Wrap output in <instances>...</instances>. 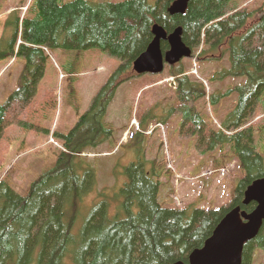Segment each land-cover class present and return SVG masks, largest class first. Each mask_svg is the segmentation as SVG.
<instances>
[{
  "label": "trees",
  "instance_id": "16d2710c",
  "mask_svg": "<svg viewBox=\"0 0 264 264\" xmlns=\"http://www.w3.org/2000/svg\"><path fill=\"white\" fill-rule=\"evenodd\" d=\"M174 1L156 0L151 6L146 0L109 4L36 0L22 18L25 5L10 13L7 27L13 34L10 41L1 40L0 57L16 52L26 65L21 87L0 106V142L12 126L41 130L25 116L43 75L42 47L95 48L120 60V65L73 129L54 134L63 151L51 169L31 182L22 196L4 179L0 181V264H187L191 252L203 247L229 211L239 207L249 214L254 210V203L243 205L242 201L245 190L264 178V159L256 149L264 140V2L248 8L239 0H190L183 15L171 16L168 9ZM155 25L167 34L181 28V39L197 61L227 62L226 68L207 79L209 83L244 79L235 88L234 108L216 129L204 117L205 104L214 108L217 103L215 94L207 97L205 85L191 80L182 62L167 68L168 77L176 81L180 135H197L202 154L228 146L243 176L232 201L219 209L193 205L175 209L158 201L159 179L146 173L142 163L131 164L124 171L128 182L121 189L119 213L109 216L101 202L76 229L83 199L96 184L93 164L81 155L113 135L105 121L108 107L118 87L138 77L132 65L153 40ZM160 49L164 54L168 43L161 41ZM258 112L262 116L255 122ZM149 124H142V130ZM256 250H264V222L256 238L244 245L241 264H252Z\"/></svg>",
  "mask_w": 264,
  "mask_h": 264
},
{
  "label": "rangeland",
  "instance_id": "374dc122",
  "mask_svg": "<svg viewBox=\"0 0 264 264\" xmlns=\"http://www.w3.org/2000/svg\"><path fill=\"white\" fill-rule=\"evenodd\" d=\"M85 1L109 4L123 0ZM146 1L151 6L156 2ZM239 1L248 8H257L264 2ZM35 2L0 0V43L3 38L10 41L13 34L12 28L7 27L10 13L25 5L20 12V17H23ZM34 17L30 12L29 18ZM20 42L18 40L17 45ZM41 49L45 55L43 75L25 116L41 130L12 126L5 130L0 142V181L4 179L20 196L40 174L55 165L63 151L61 141L54 134H66L73 129L78 117L88 110L94 96L120 65V60L95 48L85 51ZM194 57L182 60V64L191 80L205 85L207 97L215 94V99L218 98L214 108L205 104L204 117L220 129L238 98L235 88L242 85L244 79L209 83L207 79L226 68L227 62H200ZM25 65V58L16 52L0 57V106L21 87ZM195 68L197 75H193ZM166 75V70L160 75H143L117 89L105 117L113 135L94 151L81 155L85 162L93 164L96 184L83 199L76 229L83 224L91 208L101 202L107 205L109 216L119 213L123 201L121 189L128 182L124 171L131 164L142 163L146 173L159 179L158 201L166 208L184 209L193 205L199 209H219L234 198L237 184L243 176L237 160L232 158L228 146L216 147L202 154L197 147V135H180L179 100L172 84L170 86L165 79ZM198 110L203 111L201 105ZM257 116L255 122H259L262 115L258 112ZM146 122H150L151 128L143 131L140 126ZM158 122L161 124L156 125ZM260 142H255L258 145L256 149L264 159V140ZM222 162L223 166L218 165ZM252 264H264V250L254 252Z\"/></svg>",
  "mask_w": 264,
  "mask_h": 264
},
{
  "label": "water",
  "instance_id": "95a60500",
  "mask_svg": "<svg viewBox=\"0 0 264 264\" xmlns=\"http://www.w3.org/2000/svg\"><path fill=\"white\" fill-rule=\"evenodd\" d=\"M189 1L175 0L168 9L169 15H183ZM152 35L153 40L132 65L137 75H157L165 65L173 66L191 57V49L181 39V28L167 34L155 25ZM161 41H166L169 46L164 54L160 49ZM250 203H254L255 208L249 214L239 207L229 211L203 247L191 252L187 264H241L244 245L256 238L264 222V178L255 180L245 190L242 204Z\"/></svg>",
  "mask_w": 264,
  "mask_h": 264
},
{
  "label": "bare ground",
  "instance_id": "6f19581e",
  "mask_svg": "<svg viewBox=\"0 0 264 264\" xmlns=\"http://www.w3.org/2000/svg\"><path fill=\"white\" fill-rule=\"evenodd\" d=\"M37 260V259H36Z\"/></svg>",
  "mask_w": 264,
  "mask_h": 264
}]
</instances>
